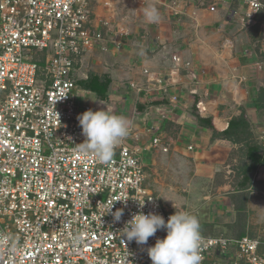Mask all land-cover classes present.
I'll return each mask as SVG.
<instances>
[{
  "label": "built area",
  "instance_id": "built-area-1",
  "mask_svg": "<svg viewBox=\"0 0 264 264\" xmlns=\"http://www.w3.org/2000/svg\"><path fill=\"white\" fill-rule=\"evenodd\" d=\"M242 2L243 19L264 9L262 0ZM99 3L0 0V264H152L147 248L166 230L145 245L121 230L141 211L165 221L175 214L123 140L108 163L76 151L85 140L77 117L93 110L76 100L79 81L88 78L85 63L106 51L114 34L125 35L97 12ZM208 8L217 11L215 3ZM112 204V212L123 209L119 222L107 213ZM201 237V264H264L263 239Z\"/></svg>",
  "mask_w": 264,
  "mask_h": 264
},
{
  "label": "rangeland",
  "instance_id": "rangeland-1",
  "mask_svg": "<svg viewBox=\"0 0 264 264\" xmlns=\"http://www.w3.org/2000/svg\"><path fill=\"white\" fill-rule=\"evenodd\" d=\"M194 1L100 0L101 4H97L96 9L103 17H111L116 29L124 27L131 32L125 42H136L140 38H143L144 42H155L161 36L174 35L181 26L189 30L195 29L194 25L198 24L197 13L200 11L195 8L194 12L190 10ZM206 1L207 7L212 3L217 5L215 13L222 14V21H228L232 28L237 25L241 28L235 33L229 28L226 34L233 38H242L243 41L248 37L254 41L256 58L263 65L264 76V13L261 16L257 14L258 17H254V20L242 19L243 17H234L232 14L233 5L223 11L228 1L233 0H204ZM149 5L158 9V23L146 22L143 10ZM213 14L205 12L202 18L209 16L206 21L212 23L214 20L210 17ZM202 21L205 20L200 22ZM113 36L117 38L116 34ZM105 54L95 56L94 60L85 64L83 70L88 75L98 74L105 81L109 79L110 93L107 99L102 102L94 94L85 93V89L79 84L76 90L77 103H90L93 111L107 107L111 113L125 118L134 108V113L127 119L132 125L133 118L138 113L136 107L139 103L136 93L129 92L131 88H128L131 82L137 81L135 77L128 78V74L133 72L137 65L136 56L133 59L130 56V61L126 62L119 55H113L110 59ZM259 86H264V77L263 85ZM251 95L248 96L249 105L245 108L243 106V110L251 121L252 140L260 147L259 152L264 154V109L256 108L250 99L254 95ZM247 106L249 109H246ZM170 130L177 138L179 129L171 127ZM135 132V128L130 127V133L123 142L137 150L138 158L146 166L149 186L167 207L172 208L174 212L186 211L196 216L201 234H249L264 240V165L250 171L249 177L246 178L243 166L249 162L246 156L247 146L236 143L223 153L213 149L215 143H195V147L190 149L189 142H170L169 149L165 151L162 146L164 142L159 146L154 145L153 134L149 133L150 137L147 138L139 135L140 138L137 139ZM174 201L177 209L174 207Z\"/></svg>",
  "mask_w": 264,
  "mask_h": 264
},
{
  "label": "crops",
  "instance_id": "crops-1",
  "mask_svg": "<svg viewBox=\"0 0 264 264\" xmlns=\"http://www.w3.org/2000/svg\"><path fill=\"white\" fill-rule=\"evenodd\" d=\"M199 1L195 0L190 9L192 12L194 8L200 11L195 29L181 26L174 35L161 36L155 42H144L140 38L131 43L125 42L131 32L121 27L119 29L125 35L116 33L117 38L113 36L115 42H110L106 51L95 56L106 53L107 58L112 59L113 55H119L126 62L130 61V56L131 59L136 56L137 65L128 78L135 77L137 82H131L128 88L132 89L129 92L136 93L139 103L136 107L138 113L130 125L135 128L137 139L139 135L150 137L151 133L153 138L160 137L161 144L165 143L162 146L167 147L170 142H189L193 148L195 143L209 142L215 143L213 149L217 152L226 153L236 142L214 138V129H226L229 121L242 113L243 106L249 105L248 96L252 94L255 97L263 87L259 86L263 85V65L256 58L254 41L248 35V39L243 41L226 34L232 28L228 21H222L219 12L210 11L207 1L203 4ZM230 5H233L231 12L234 17H244L246 6L242 0L228 1L223 11ZM208 11L214 13L210 19L215 22H207L209 16L202 18ZM263 13L264 9L258 14L261 16ZM239 27L233 26V33L239 31ZM174 55H177V60ZM95 56L90 57L88 62ZM86 90L102 102L110 93L108 88L107 97L101 98L95 92ZM254 97L250 99L253 101ZM197 114L211 117L212 126L201 124ZM171 127L179 129L177 138L172 135Z\"/></svg>",
  "mask_w": 264,
  "mask_h": 264
},
{
  "label": "clouds",
  "instance_id": "clouds-1",
  "mask_svg": "<svg viewBox=\"0 0 264 264\" xmlns=\"http://www.w3.org/2000/svg\"><path fill=\"white\" fill-rule=\"evenodd\" d=\"M143 14L147 23H158L160 20V13L155 6L145 7ZM77 119L85 140L77 144L76 151L83 156L92 155L101 163H108L112 159L114 149L130 133L127 118L111 113L107 107L97 111L87 110ZM139 203L143 207L144 202ZM112 207L113 204L107 213L113 215L114 222H119L123 209L112 212ZM174 207L176 208L175 201ZM160 229L166 230V237L157 238L154 246L147 248L152 264H201L200 223L196 216L186 211H176L167 221L160 214H144L141 211L125 223L121 235L129 242L134 240L138 245H145L149 237ZM80 242L79 236L73 238L74 247Z\"/></svg>",
  "mask_w": 264,
  "mask_h": 264
},
{
  "label": "trees",
  "instance_id": "trees-1",
  "mask_svg": "<svg viewBox=\"0 0 264 264\" xmlns=\"http://www.w3.org/2000/svg\"><path fill=\"white\" fill-rule=\"evenodd\" d=\"M109 79L105 81L102 76L92 73L87 79H82L79 84L83 88L95 92L99 97L106 98L109 88ZM253 101L257 109H264V86L259 89ZM198 121L203 125L212 126L211 117H203L197 114ZM211 124V125H210ZM251 121L247 117L245 110L239 116L233 117L228 124V127L222 131L214 129L213 137L227 138L236 143H242L247 146L246 156L249 160L245 163L243 170L248 178L250 171L257 170L260 166L264 165V154L259 152L260 147L252 140V127ZM245 235V234H243ZM242 236V235H240Z\"/></svg>",
  "mask_w": 264,
  "mask_h": 264
}]
</instances>
